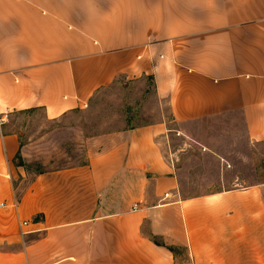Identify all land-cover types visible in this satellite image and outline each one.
Returning <instances> with one entry per match:
<instances>
[{
  "label": "crops",
  "instance_id": "0c3cea01",
  "mask_svg": "<svg viewBox=\"0 0 264 264\" xmlns=\"http://www.w3.org/2000/svg\"><path fill=\"white\" fill-rule=\"evenodd\" d=\"M143 77L174 127L101 135L21 189L0 133V264H264V0H0V114Z\"/></svg>",
  "mask_w": 264,
  "mask_h": 264
},
{
  "label": "rangeland",
  "instance_id": "374dc122",
  "mask_svg": "<svg viewBox=\"0 0 264 264\" xmlns=\"http://www.w3.org/2000/svg\"><path fill=\"white\" fill-rule=\"evenodd\" d=\"M158 121L174 127L169 107L157 97L153 80L119 78L100 89L87 107L56 118H48L40 108L0 114V133L13 131L20 137L16 163L26 175L15 183L21 189L40 172L86 163L101 135ZM173 142L176 147L182 145L177 137Z\"/></svg>",
  "mask_w": 264,
  "mask_h": 264
},
{
  "label": "built area",
  "instance_id": "2783aa9c",
  "mask_svg": "<svg viewBox=\"0 0 264 264\" xmlns=\"http://www.w3.org/2000/svg\"><path fill=\"white\" fill-rule=\"evenodd\" d=\"M88 105H89V103L86 102V103L84 104L83 107H87ZM2 121H4V120H2ZM5 205H6L5 202H0V207L5 206ZM23 225H24V226H27V225H28V221H24V222H23Z\"/></svg>",
  "mask_w": 264,
  "mask_h": 264
}]
</instances>
